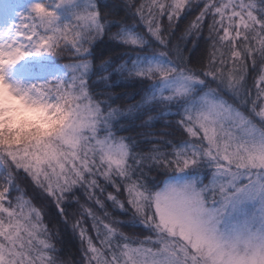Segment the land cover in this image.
Returning <instances> with one entry per match:
<instances>
[{"label": "snow or ice", "instance_id": "1", "mask_svg": "<svg viewBox=\"0 0 264 264\" xmlns=\"http://www.w3.org/2000/svg\"><path fill=\"white\" fill-rule=\"evenodd\" d=\"M74 3L37 0L0 31V80L30 55L70 49L76 58L63 64V78L9 89L25 107L66 122L47 144L0 148V264H66L60 229L46 222L25 178L80 241L81 258L67 264H264V0H124L131 23L106 19L116 3L80 0L73 22L58 24L53 9ZM206 21V49L193 62L180 41L192 37L195 47ZM106 33L128 49L115 66L90 58ZM113 75L146 85L140 99L122 109L115 93L92 91ZM137 120L147 129L141 139L120 134ZM160 121L175 131H153Z\"/></svg>", "mask_w": 264, "mask_h": 264}, {"label": "trees", "instance_id": "2", "mask_svg": "<svg viewBox=\"0 0 264 264\" xmlns=\"http://www.w3.org/2000/svg\"><path fill=\"white\" fill-rule=\"evenodd\" d=\"M22 2H25V0H22ZM139 2V0H137ZM108 3H116L120 5V7L117 9V15L113 17L112 15H109L106 17L108 20L112 19H120L121 17L124 18V21L126 23H131V20L129 17L125 15L123 4L124 0H108ZM101 11H107V9H104L101 7ZM198 12L197 7H193L191 11H187L181 15L179 20L176 22V27L174 29V36L172 37L173 42H176L179 40V37L183 33L185 27L191 22L192 19H194L195 15ZM163 23L165 26H167V19L166 17L163 20ZM117 27L114 26L111 28V32H116ZM207 35V21L205 22V28H204V34L201 36V38L197 41L196 46L194 47L192 44V37H189L188 43L186 45L183 44V41H180V43L183 45L185 49V54L189 56V58L195 62L199 57H201L206 49L205 39L204 37ZM189 49L191 51H189ZM128 49L122 45L121 43L110 39L109 34L106 33L102 38L96 40L92 46H91V59L94 63V65H98L102 60L104 59H110L112 61L113 66L118 65L123 60L126 59L125 52H127ZM76 58L73 56L71 50H63L61 51L57 57H54L49 54V60L48 62L50 64H54L56 66L63 67V64L65 63H72L74 62ZM37 59L30 58V63H35ZM255 73L250 69L249 72V85L251 86L254 83L253 76ZM92 80H96V77L93 76ZM112 80H120L118 84L113 85L111 83ZM146 85H141L136 82H125L122 80V78H119L115 75H113L110 78L109 84L105 85L103 82H97L92 83L91 88L93 92L100 93V92H112L115 93L119 98L114 100V106H119L122 109L127 108L128 105L134 103L135 101L140 99V96L142 94L143 88H145ZM124 93H128V95H125ZM98 99L102 98L101 96H97ZM141 123L140 120H137L135 124L127 128L125 131L121 132L122 135H132L136 136L138 139H141L139 136V133L147 131V129L138 127V125ZM153 131H156L159 133L160 131H175L174 128H168L166 129L164 127V122L160 121L157 122ZM177 136H179V133H176ZM141 147L147 148V144L142 143ZM22 186L25 187L27 193L29 196H32L34 198V202L38 206L45 207V219L46 222H48L50 225L52 223H56L60 229L61 232V239L60 242H58V247L61 249L59 256L66 262L68 261H77L81 258V253L79 251L80 248V241L78 237L74 236L72 233L71 223L64 224L61 220V217L58 215V210L55 207L54 202H52L50 199H48L46 196H42L39 189H36L32 184L31 181L27 178L23 179L21 181ZM78 195H80L81 201L84 200V196L82 193L78 192ZM69 211H79L78 206L75 203H71L68 205ZM111 210V209H110ZM117 215L121 217V219H128L127 216H125L122 213L117 212ZM74 220L75 218H70ZM87 226L89 227L90 234L91 233V224L90 221L88 222ZM124 231L128 233H135L141 237L146 235V230H144L142 227H136L133 229L132 227L128 225L123 226Z\"/></svg>", "mask_w": 264, "mask_h": 264}, {"label": "clouds", "instance_id": "3", "mask_svg": "<svg viewBox=\"0 0 264 264\" xmlns=\"http://www.w3.org/2000/svg\"><path fill=\"white\" fill-rule=\"evenodd\" d=\"M52 55V54H50ZM57 57V55H52ZM6 79L0 80V148L47 144L63 127L66 116H48L43 110L30 109L14 96Z\"/></svg>", "mask_w": 264, "mask_h": 264}, {"label": "rangeland", "instance_id": "4", "mask_svg": "<svg viewBox=\"0 0 264 264\" xmlns=\"http://www.w3.org/2000/svg\"><path fill=\"white\" fill-rule=\"evenodd\" d=\"M37 0H0V31H6L20 22L22 14H27L30 6ZM80 0L73 5L55 7L53 10L59 17L60 25L73 22V9H79ZM30 58H35V63H30ZM49 53L41 52L39 55H30L15 65L4 69L6 81L13 86L31 87L56 79L63 78L66 69L61 66L50 64Z\"/></svg>", "mask_w": 264, "mask_h": 264}]
</instances>
